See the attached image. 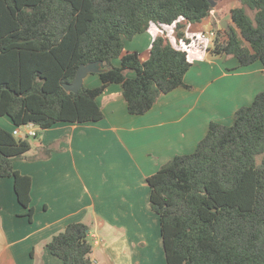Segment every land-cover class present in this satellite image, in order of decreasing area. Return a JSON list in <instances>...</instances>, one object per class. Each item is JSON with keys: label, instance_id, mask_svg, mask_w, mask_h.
I'll list each match as a JSON object with an SVG mask.
<instances>
[{"label": "trees", "instance_id": "1", "mask_svg": "<svg viewBox=\"0 0 264 264\" xmlns=\"http://www.w3.org/2000/svg\"><path fill=\"white\" fill-rule=\"evenodd\" d=\"M210 1L0 0V118L9 117L16 129L38 127L37 139L59 123L104 119L97 99L111 84L122 87L129 113L137 116L163 95L192 89L185 82L192 67L185 30L211 16ZM240 4L230 12L228 29L216 30L212 52L264 67V0ZM152 25L173 27L174 33L158 35L146 59L126 52L125 41ZM93 62L107 68L102 85L67 92L64 86L74 82L80 66ZM13 132L0 126V178L14 179L32 222V178L14 167L32 144ZM53 151L52 144L43 147L33 159ZM147 181L166 264H264V91L236 111L232 125L211 122L194 153L176 156ZM47 247L63 264H93L84 223L68 225Z\"/></svg>", "mask_w": 264, "mask_h": 264}, {"label": "crops", "instance_id": "2", "mask_svg": "<svg viewBox=\"0 0 264 264\" xmlns=\"http://www.w3.org/2000/svg\"><path fill=\"white\" fill-rule=\"evenodd\" d=\"M231 4L230 12L241 6L240 0ZM218 5L199 26L203 33L225 22L217 17ZM173 33V27L152 25L126 40L125 51L146 59L158 34ZM185 34L192 41V67L185 77L192 89L163 95L137 116L129 113L122 87L111 84L97 99L104 119L56 124L42 131L26 159L14 162L16 170L32 178V222L18 202L14 179L0 178V264H63L47 245L73 223L89 226L93 264H166L148 178L176 156L194 153L211 122L232 125L236 111L250 106L264 88L261 62L242 66L232 56L214 55L211 42H194ZM113 63L121 66L119 59ZM91 75L94 80L86 85L89 75L84 85L101 86L100 75ZM0 120L7 131L25 129H16L9 117ZM51 144L50 157L33 159Z\"/></svg>", "mask_w": 264, "mask_h": 264}, {"label": "rangeland", "instance_id": "3", "mask_svg": "<svg viewBox=\"0 0 264 264\" xmlns=\"http://www.w3.org/2000/svg\"><path fill=\"white\" fill-rule=\"evenodd\" d=\"M232 3V0H224L223 2H221L219 5H218V7H217V17L219 18V19H221L222 21H225V22H227V20L229 19L228 18V15H229V12H230V8H231V4ZM249 12V14L251 15V16H253V13L251 12V11H248ZM204 23V22H203ZM203 23H199V24H194V25H189V26H187V28H186V30H185V33H187V35H188V37L190 38V39H192L194 42H200V41H202V39H201V36H202V34H203V32L199 29V26L200 25H202ZM170 29H172V28H170ZM217 29H219V28H217ZM217 29H214V30H217ZM223 30V29H222ZM172 31H173V29H172ZM159 35V34H158ZM157 35V36H158ZM156 36V37H157ZM195 37H197V38H195ZM207 45H211L210 43H207ZM142 56L145 58L146 57V53H144V54H142ZM128 75H135V73H129ZM93 75H90L89 76V78L87 79V83H86V85H90L91 84V82H92V80H94V78L92 77ZM262 91H264V88H263V90ZM261 91V92H262ZM3 120V119H2ZM1 121V120H0ZM17 137H21V138H26V137H28V139H29V141L31 142V144H32V146L34 147L35 146V144H37L38 143V138L36 139V138H34V137H29V136H27L26 135V133H25V129H22V131H21V133H20V135L19 136H17Z\"/></svg>", "mask_w": 264, "mask_h": 264}, {"label": "water", "instance_id": "4", "mask_svg": "<svg viewBox=\"0 0 264 264\" xmlns=\"http://www.w3.org/2000/svg\"><path fill=\"white\" fill-rule=\"evenodd\" d=\"M212 7L215 8L217 3L214 1H210ZM229 27L228 22H223V24L219 27V29L227 30ZM107 71L105 64L103 62H93L87 65L80 66L79 70L77 71L76 78L73 83L66 84L64 89L67 92L78 93L79 90L84 86L85 79L91 74H103Z\"/></svg>", "mask_w": 264, "mask_h": 264}, {"label": "built area", "instance_id": "5", "mask_svg": "<svg viewBox=\"0 0 264 264\" xmlns=\"http://www.w3.org/2000/svg\"><path fill=\"white\" fill-rule=\"evenodd\" d=\"M216 37H217V31L216 30H210L208 32L203 33L202 36H201V39L203 41H209V42H211L214 45ZM24 127H25V130H26L25 133L29 137H35L37 135L38 130H39V128H37L36 126H34L32 124L24 126ZM20 133H21V131H19V130H15L13 132V134L15 136H18Z\"/></svg>", "mask_w": 264, "mask_h": 264}]
</instances>
